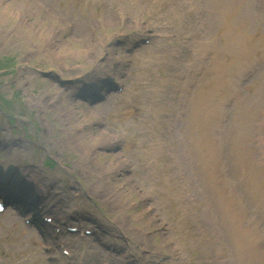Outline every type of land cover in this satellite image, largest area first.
I'll list each match as a JSON object with an SVG mask.
<instances>
[{
	"label": "rangeland",
	"instance_id": "obj_1",
	"mask_svg": "<svg viewBox=\"0 0 264 264\" xmlns=\"http://www.w3.org/2000/svg\"><path fill=\"white\" fill-rule=\"evenodd\" d=\"M214 1L0 0V179L54 218L0 264H233L217 189L264 255V0Z\"/></svg>",
	"mask_w": 264,
	"mask_h": 264
},
{
	"label": "bare ground",
	"instance_id": "obj_2",
	"mask_svg": "<svg viewBox=\"0 0 264 264\" xmlns=\"http://www.w3.org/2000/svg\"><path fill=\"white\" fill-rule=\"evenodd\" d=\"M224 4V0H215L216 7L219 6L220 13L224 14V8H222L219 4V2ZM224 28L229 29V26L226 22L223 23ZM241 43V40L239 37L236 38V45L238 46ZM213 77L216 78L218 81H223L225 77V70L223 66H221L218 62V60L214 59L213 64ZM201 102H204V110L211 112V113H217L218 111H221L223 108V103H219L218 105L211 104L210 100L203 99ZM247 126V125H245ZM247 134H249V131H247ZM238 143H241L240 138H238ZM126 165L124 161L119 162L116 165V169H106L104 172L100 173L99 181L105 177V175L112 174L114 171L124 167ZM128 166H125L127 168ZM31 181L32 178H29ZM25 185L32 190L34 188H37L38 184L36 182H29L28 180H24ZM0 186L3 187V191L7 192L11 197H14L15 190L12 188L11 182H6L2 179H0ZM107 189L108 187L106 185H103L101 188ZM108 188L107 190H109ZM258 190L254 189L253 194L257 196ZM216 197L218 198V201L223 208V219L224 221L221 222L222 228L225 229L226 233L231 237V240L233 242V246L235 247V256L233 260V264H255V262H258L257 264L264 263V255L262 254L261 250L258 248L259 234L257 230H254L253 225L249 224V221H247L246 217V210L240 205V201L238 196L235 194H232L225 189H217ZM262 197V196H261ZM262 200V199H261ZM43 202V200H42ZM15 218H19V214L15 216ZM246 219V220H245ZM51 239L52 236H51ZM50 245V244H49Z\"/></svg>",
	"mask_w": 264,
	"mask_h": 264
}]
</instances>
